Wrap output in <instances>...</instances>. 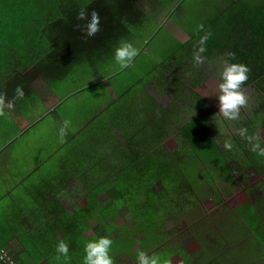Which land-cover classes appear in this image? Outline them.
I'll use <instances>...</instances> for the list:
<instances>
[{
  "label": "trees",
  "instance_id": "1",
  "mask_svg": "<svg viewBox=\"0 0 264 264\" xmlns=\"http://www.w3.org/2000/svg\"><path fill=\"white\" fill-rule=\"evenodd\" d=\"M138 1H52L61 7L65 6L63 14L52 16L55 41L52 48L53 58L48 64L52 76L54 78L61 76L60 72L65 71V65H76L80 61L92 64V59H96L95 54L98 56L107 51L106 47L77 41L78 38L86 37L83 28L76 27L77 24L85 23L77 19L79 12L77 7H87L89 13L95 9L99 10L102 19L101 27L102 24H106L104 31L110 32V40L117 41L124 35L122 34L123 29L125 30L124 17L128 16L136 22L141 14L144 15L137 6ZM149 1L152 3V0ZM235 3L233 0L232 5L235 6ZM99 7L105 9L100 11L102 8ZM108 8H110L108 15L104 16L103 11L106 13ZM252 9V5H245L244 9H240V12L243 11L244 14L242 18L224 17V23L216 29L215 20L219 19L220 14L214 19L213 17L205 19V28L209 25L213 30L209 32L211 36L206 42L207 50L204 54H211L212 50L217 54L226 53L225 58L230 63H243L251 69L250 79L245 85L254 84L261 93L260 100L258 107L240 124L239 128L247 127L249 134H256L255 120H260L264 114V7L257 5V9L254 11ZM101 33L102 31L94 37L86 38L96 39ZM187 44L184 46L187 47ZM228 53H235V59H231ZM157 68L158 64H154L149 72L157 73ZM148 79L150 77L147 76ZM158 79L165 83L168 77L165 80L164 77ZM178 84L183 88V81H178ZM193 97L197 103L206 105L205 100L195 92ZM199 104H196L198 110L201 108ZM165 112H157L162 115H159L160 119ZM176 128L185 142L181 152L177 149L180 158L176 156L168 159L170 154L161 149V142H148L145 139L142 142L132 140L136 134L142 133L141 131L134 133V130L128 131L130 135L126 133L121 136L126 141L115 139L113 143L110 142L106 148L102 149L101 159L95 160V158L91 163L87 156H82L83 164L91 163L95 169L87 168V171L80 173L77 171L76 174H68V176L72 177L69 179L75 178L82 186L81 190L85 197L83 204H76L72 209L61 205L58 200L59 188L63 190L62 186L67 182L61 181L52 193V200H55L57 204L52 203L51 200L46 203L45 213L36 211L38 216L31 219L29 227L36 231V237L30 239L23 235L20 238L27 244L26 249L34 260L40 261L36 264H81V262L84 264L86 243L102 236H107L114 241L110 254L115 264L118 259H122L126 264H137L138 250L145 251L149 255L158 254L162 262L167 260L170 264H173L174 257L181 258L184 264H259L258 260H262L264 264L262 228L264 218L255 200L249 199L233 211L226 210L225 213L223 211L219 214L220 216L217 214L211 219L206 214L198 217L193 213L199 207L197 198L199 193L197 195L195 190L198 192L200 185H207L219 196L222 190L219 191L215 187L216 181L223 178L229 182L238 183L240 179L234 175L235 169L241 165L246 169L257 170L258 166L264 164V157L250 151V144L236 135L239 128L230 136L235 147L232 151L225 150L203 116H193ZM69 137L71 136L68 135ZM261 143L263 146L262 140ZM190 163L195 166L196 173L198 172L202 177L199 186L190 180L189 167H192ZM185 177L187 182L183 186L182 178ZM84 179H87V182ZM156 183L161 184L159 191L153 189ZM181 186L184 188L182 189ZM253 190L255 189L252 187L248 189L249 193ZM206 192L208 193V189ZM103 193H111L112 198L107 205H103L98 198ZM189 198L193 201H189ZM162 202L166 203L164 207ZM49 208L50 213H47ZM20 213H18L19 216H21ZM174 215L186 221L187 230L184 233L163 228L166 220L170 221ZM125 216H129L128 220L116 224ZM13 223V228L19 226V230L24 232L28 229L26 223L17 225L14 219L9 223L4 220L2 224L0 223V228L7 229L6 226L9 227ZM108 223L112 225L111 230H106ZM193 233L198 248L190 250L182 246L180 239H182L181 236ZM2 238H5L3 232L0 234V242ZM156 238H159L160 242L154 249L147 252L146 246L149 243H155ZM210 239L211 241H208ZM61 240L69 245L70 260L66 261L63 256L59 260L56 259L58 255L56 247ZM220 244L225 245L226 249L221 250ZM7 246L6 243L0 246V255L2 253L10 255L13 252ZM13 260L21 264L17 257ZM0 264H5L2 259Z\"/></svg>",
  "mask_w": 264,
  "mask_h": 264
},
{
  "label": "rangeland",
  "instance_id": "2",
  "mask_svg": "<svg viewBox=\"0 0 264 264\" xmlns=\"http://www.w3.org/2000/svg\"><path fill=\"white\" fill-rule=\"evenodd\" d=\"M158 1L162 3V5H158L159 8L153 4H150L151 1L149 0L148 3L147 1L145 2L142 0V9L149 13V17L154 18L155 22H160L163 26H157L155 27L154 31H148L146 35V44H143L145 35L141 29H136L137 27H135L132 35L127 34V40L131 41L138 49L140 46L144 45L143 49H139V55L136 57L131 67L124 69L123 71H118L119 65H117L114 60V50L109 53V56L111 57L108 58L107 63H100L102 62L101 60L96 65L95 63L91 65L84 64L83 67L75 71V78L78 81H74L71 78L62 82L61 85H68L69 88H71L76 84L82 88L83 85H86L88 82V77L90 74L86 72H88V68L91 67H96L97 70H103L104 68V70H108V73L113 71L114 73L117 72L116 74L113 73L115 77L108 81L111 86L116 85L117 87H121L124 84L128 85V83H131L133 79L136 78L137 72L143 77L144 73L149 72L156 60L157 62L162 61L164 59L163 57L173 52V50H176L178 45L177 37H180V39L183 41L187 39L189 40L187 45H190L189 52L192 51L193 54V52L196 50V47L198 46L200 36L206 35L207 32L209 33L213 30L209 25H206L207 28H205V19L212 17L214 19V17H217V15L220 14L219 19L215 20L216 29L219 27V25L221 26V24L224 23V17L230 19L239 16V18H242L244 14L243 11L240 12V9H244L245 5H252V11L257 9V5L261 6L262 8L264 7V0H240L234 4L235 6L232 5L233 0ZM153 3L155 4V2ZM138 4L139 1L137 2V6ZM176 5L178 6L175 8ZM226 5H230V7H225ZM163 6H167L168 9ZM167 11H172V15H169ZM222 17L223 19H221ZM201 24L204 26L203 30L199 32V35H197L198 26ZM132 26L134 28V24ZM169 26H174L173 31L172 29H169L171 28ZM170 30L173 33H171ZM178 49H180L182 52L185 51L184 48ZM225 54H217L214 53L213 50L211 54H203L206 57V62L201 67L193 66V68L190 69L189 73L194 76L192 79L183 80L184 93L182 92V94H179V92H175L173 89L163 85L161 81H157L160 84L154 81L151 83L150 90H152L155 97L149 96L144 98L142 93L144 91L145 79H143L141 82L138 80L137 82L135 80L132 84V90H130L131 98L130 94L128 93L124 98L119 97V103L108 101V116H112L116 111L118 113V110L122 107L121 114H118L119 118L116 115H113L112 118L102 121L101 124L89 123L88 128L86 129L83 128L82 125L87 124L84 122L85 116L83 113V107L79 105L78 108L77 105L81 103V101L92 102L95 98L98 99L96 100L97 105L94 106H98V104H101L103 100L106 101V83L100 84V86L97 87L96 92L99 90L102 91H100V96L97 94V97L93 98L91 95L93 89H90L87 90L88 92H79L77 97L69 98L68 101L59 108L60 113L63 107H68L64 109L61 114L65 116V119L71 120V126L68 129L67 134L64 136V138H66L68 134L71 136L68 138V143H62L63 139L61 140L59 134L60 126L57 128L54 123L55 114H53L52 120L47 117H51L50 115L43 117L38 121L36 127L33 128L34 131H31L30 133V137L35 134L34 140L36 142H34V140L30 142L29 139L24 141L19 137L18 140L12 144V146L0 154V190L10 185L14 180H26L24 181L23 185L24 192L26 191L27 194L32 197L39 196L45 200L48 195H51L54 192L57 184H59L61 181H67V185L58 197L61 205H63L64 208L72 209V207L76 204H83L85 197L83 196L81 190L82 186L75 178L69 179L72 177H69L68 174H76L77 171L79 173L81 171H87V168L95 169L91 166V163L95 158V160L102 158V149L106 148L110 142L113 143L115 139H119L123 142L126 141L124 137L115 135L120 128H123L122 125L124 126V124L128 123V115L133 117L132 127L130 129L134 130V133L136 131L142 132L141 134L139 133V135L136 134L132 140H138L141 142L144 139L148 140V142L163 141V143H160V147L161 149L163 148L166 153L170 154L168 159L178 156V150L181 152V149L185 143L182 137H180L178 128L176 127L179 126L180 123L182 124L186 122V120L191 119L193 116H203L204 120H206L207 124H209L211 127L212 133L222 144H224L225 138H229L234 133L233 131L239 128L240 124L246 118L250 117L253 110L258 107L261 94L254 84L249 83L245 85L244 88L246 89L247 94L250 96V107L241 110L240 120H224L222 115L219 114V100L217 96L219 94L218 85L221 82L220 73L223 70V62L227 60V58H225ZM177 56L178 55L172 54V56H169L164 63L169 67L170 65H173L170 68L174 72L179 70L177 69L179 66H177V62L173 61L177 58ZM191 64H193V61L192 63H187L186 66L183 64V66L187 67ZM158 68L160 69L161 65H159ZM157 75L158 72L155 73V71L147 73L148 77H155ZM175 76L176 78L180 77L178 75ZM195 78L197 79L195 80ZM176 80L177 79H175V81ZM186 82H188L187 86H185ZM194 92L198 94L201 99L205 100L206 105L199 104L197 101H195V98L193 97ZM88 95L90 96L88 97ZM156 97L160 99V102H162L164 108H168L169 106L172 108V110H167L165 112L161 120L159 119V115L161 114L157 112L153 113V110L151 109L152 105L155 103ZM88 102L84 104V107H89ZM196 104H199L198 106L201 107L199 110L196 108ZM139 120L144 122H139ZM154 121L157 123V125L155 124L156 126L152 124ZM255 123L256 133H259L264 146V114L260 120L256 119ZM93 132H96L94 137L90 136V134ZM87 138L91 141H89ZM79 141L81 142L79 143ZM13 153L20 154V156L16 157ZM37 153L39 156H36ZM33 154L35 159H42L44 156L48 157L46 168L49 170L40 172L37 176L31 177L32 179H27L25 178V171L23 170L31 167L32 164H34L32 158ZM159 154H161V152H159ZM82 156H87V158L91 160V163L87 165V162H85L84 165L81 158ZM178 158H180V156H178ZM55 161H57V165H54ZM190 165L193 167H189L191 172L190 180L194 181L195 184L199 186V184L202 182V177L198 174V172L196 173L195 166L192 163H190ZM209 168L213 169L211 166H209ZM234 175L240 179L238 183L229 182L223 178L216 181L215 187L219 191L222 190V193H220L219 196L213 193L207 185H200L198 192L195 190L196 194L198 195L199 193V196H201H197L199 200V207L196 208V212L193 210L195 216L197 215L199 217V215L206 214L207 217L211 219L217 214V216H220L219 214H221L223 211L224 213L226 210L233 211L234 209L243 205L245 201L253 199L255 200L254 202L258 204L256 206L261 209V214L264 218V164L258 166L257 170L246 169L240 165L235 169ZM182 179V185L184 186L186 185L187 180L186 177ZM84 181L87 182V179H84ZM183 186H181L182 189L184 188ZM249 187H252L255 190L249 193ZM160 188V183L153 185V189L155 191H159ZM207 189L208 193L206 192ZM14 195L15 192H13L12 196ZM98 198L101 200L103 205H107L111 201L112 197L111 193H103ZM188 200L193 201L191 198ZM51 202L57 204L55 200H52ZM9 204L7 200H0V223L4 220L9 223L10 220L7 218L9 217V219H11L15 211H28V209H17L10 207ZM145 204L147 206L149 205V203ZM165 204L166 203L162 202V207H164ZM6 206L8 207L7 211L4 210ZM50 210L51 209L49 208L47 213H50ZM128 217L129 216L120 218L116 224L125 222L128 220ZM13 225L14 223L12 224V227ZM163 228L172 232L175 230L180 233H184L187 230V223L185 220L179 219L174 215V218L170 221L166 220ZM262 228L264 231V221ZM111 229L112 225L108 223L106 230ZM181 238L182 239H180V241L182 246L189 248L190 250L193 248H198L194 233L187 234L184 237L181 236ZM155 240V243H149L146 246L145 249L147 252L154 249V247H156L160 242L159 238H156ZM208 241H211V239ZM220 249L225 250V245L220 244ZM10 255L13 258L17 257L15 254H13V252ZM258 262L259 264H263L262 260H258ZM172 263L184 264L183 260L179 257H174L172 259ZM117 264L126 263L122 259H118Z\"/></svg>",
  "mask_w": 264,
  "mask_h": 264
},
{
  "label": "crops",
  "instance_id": "3",
  "mask_svg": "<svg viewBox=\"0 0 264 264\" xmlns=\"http://www.w3.org/2000/svg\"><path fill=\"white\" fill-rule=\"evenodd\" d=\"M52 1L57 0H0V92H7V96L9 99L13 97L17 85L23 86L25 92V98L22 100H17L15 102V110L11 113V116L8 118L0 117V154H2L6 149L12 146V144H14L19 137L24 141L29 139V141L32 142V140H34L35 134H33V136L31 135L32 137H30L31 131H34L33 128L36 127L38 121L47 115H50L51 117H47L52 120L53 114H55L54 123L57 128H59V126L61 127L63 121L65 120V116L61 114L63 110L68 107H63L60 113L59 108L61 107V105L66 103L69 98L77 97V94L81 91L86 92L87 90L93 89L91 95L94 98L97 97V94L99 95L101 91L99 90L96 92L97 87L100 86V84L106 83V101H100L101 104H98V106H94L97 105L96 100L98 98H95L92 102L87 101L89 104L88 108L84 107V104L87 102L81 101V103H77L78 108L79 105L83 107V113L85 116L84 122L87 124L82 125L83 128L86 129L88 128L89 123L101 124L102 121H106L112 118L113 115H116L119 118L118 114H121L122 107L118 110V113L116 111L113 113L112 116H108V101L119 103V97L124 98L128 93L130 94L131 98L130 90H132V84L135 80L141 82L143 81V79H145L144 91L142 94L144 98H147L149 96L155 97L152 90H150V86L151 83L154 81H161L160 79H158L160 77H164V80L168 77L165 83L161 81L162 84L169 87L170 89H173L175 92H179V94H182V92L184 93V86L183 88H181L180 84H178V81L192 79V77L194 76L189 73L193 64L185 67L187 63H192L193 61L192 51L189 52L190 45H187V47L184 46L186 43H189V40L187 39L183 41L180 39V37H177L178 45L176 50H173V52L163 57L164 59L162 61L157 62L156 60L153 63V65H161V68L156 69V72H158L157 76L150 77V79L148 80L147 72L144 73L143 77L137 72L136 78L133 79L131 83H128V85L124 84L121 87H117L116 85L111 86L108 81L115 77L114 74H116L117 72L114 73L113 71L111 73H108V70H104L103 67V70H97L96 67H91L88 68L89 71L86 72L90 74V76L88 77V82L86 85H83L82 88H80L76 84L71 88H69L68 85H61L62 82L71 78L74 81H78L75 78V71L83 67L84 64H88L84 61H80L79 64L76 65H65V71L60 72L61 76H58L56 78L52 76L50 67L48 65L51 59L53 58L52 48L54 47L53 45L55 41L53 39L55 31L52 16H56L60 13L63 14V10H65V6L61 7L56 3H52ZM59 1L62 2V0ZM143 1H147L148 3V0ZM156 1L158 2V0H152V3L155 2V5L157 6V8H159L158 4L162 5V3L157 4ZM234 1L238 2L240 0ZM138 7L140 8V10L143 11L144 15L141 14L139 20L136 19V22H133L128 16L124 17L125 23H123V26L125 27V30L123 29L124 32L122 31V34L124 35L119 37L117 41L110 40V32L106 30L104 31L106 24H102V33L96 39L86 37L77 39V41L81 43L87 42L96 46L100 45V47L107 48V51H105V53H101L98 56H96V54L94 55L96 59H92V64L95 63L96 65L101 60L102 62L100 63H107L108 58L111 57L109 56V53L115 50V48L118 46V41L121 38L127 40V34L132 35V32L135 30V27H137L136 29H141L143 31L145 35L143 44H146V35L148 31H154L155 27L163 26L160 22H155L154 18L149 17V13L145 12L142 9V0H139ZM163 7L168 9L167 6ZM76 9L78 10L80 9V7H77ZM104 9L102 8L100 9V11ZM109 9L110 8H108L106 13L103 11V13L105 14L104 16L108 15ZM172 11H167V13L171 15ZM133 24L134 28L132 26ZM173 28L174 26L169 29H172L173 31ZM172 31L171 33H173ZM143 48L144 45L140 46L139 49ZM178 48H184L185 51L182 52ZM172 54L178 55L177 58L173 60L177 62V66L179 65L177 67V69H179L177 72H174L170 68L173 65H170L169 67L164 64L166 61L165 59L169 56H172ZM182 63L185 66H183ZM175 75H178L180 77L176 78ZM175 79L177 80L175 81ZM71 82L74 83L73 81ZM187 85L188 82H186L185 86ZM89 96L90 95H88V97ZM159 107L162 109H160ZM151 109L153 110V113L172 110L171 106H169L168 108H164V105L162 104V102H160V99L157 97L155 98V103L152 105ZM132 121L133 117L128 115V123L124 124V126L122 125L123 128H120L118 131L119 133L117 132L115 136H122L126 133L130 135L128 131L131 130L130 128L132 127ZM139 122L144 121L139 120ZM152 124L157 125L155 121L152 122ZM95 134L96 132H93L90 134V136L94 137ZM88 140L91 141L90 139ZM34 142L36 141L34 140ZM62 143H68V136H66V138L63 137ZM161 143H163V141ZM13 154L16 157L20 156V154ZM36 156H39V154L37 153ZM32 158L34 164H32L31 167L23 170L25 171L24 175L27 179H32L31 177L37 176L40 172L49 170L46 168L48 157L44 156L42 159H35V156L33 154ZM54 165H57V161L54 162ZM24 181L14 180L10 185L0 190V200H7L8 204L10 203V207L28 209V211L23 210L22 212L15 211L11 219H9V217L7 218L8 220H10V222H12L14 219L17 225H19L20 223H26L28 229L24 232L19 230V226H17L16 229L13 228L12 225H9V227L6 226L7 229L0 228L1 232L5 234V238L1 239L2 241L0 242V246L6 243L8 245L7 247L11 249V251H13V254L17 256V259L21 264H36L40 261L36 262L34 260V258L31 256V253H28L26 249L27 244L21 241L20 238H22L23 235L30 239L32 237H36V231L33 228H30L29 224L32 222V217H36V211L45 213L46 203L52 200V194L48 195L45 200L40 198L39 196L32 197L27 194L26 191L24 192ZM66 185V183L63 184V190ZM13 192H15L14 196H12ZM59 192L60 194L62 193V190L60 188ZM7 209L8 207L6 206L4 210L7 211ZM18 213H20L21 216H19ZM42 261L44 262V260H41V262Z\"/></svg>",
  "mask_w": 264,
  "mask_h": 264
},
{
  "label": "clouds",
  "instance_id": "4",
  "mask_svg": "<svg viewBox=\"0 0 264 264\" xmlns=\"http://www.w3.org/2000/svg\"><path fill=\"white\" fill-rule=\"evenodd\" d=\"M77 19L84 21L83 25L77 24L76 27L83 28L86 37H94L101 31L102 19L98 11L92 10L89 13L87 7L82 6L77 14ZM203 25H199L197 35L203 30ZM211 33L200 36L198 46L193 52L194 67H201L206 62V57L203 55L206 52V42L210 38ZM139 55V49L134 46L131 41L121 39L114 51V60L119 65L120 71L131 67ZM231 59H235V53H228ZM251 69L243 63H230L228 60L223 62V70L220 73L221 82L218 85V100L219 114L226 121H238L241 119V110L250 107V96L243 87L250 79ZM25 98L23 86L17 85L14 95L11 99L8 98L7 92H0V117L8 118L15 110V102ZM71 126V120L65 119L62 126L59 128L61 140L67 134ZM236 135L246 140L250 144V151L260 157H264V146L261 143L259 133L249 134L247 127H241L237 130ZM223 147L227 151H232L235 147L231 137L225 139ZM114 241L102 236L96 240L86 243L84 252V264H115L113 256L110 254ZM59 260L61 256L64 259L70 260V248L68 243L61 240L56 247ZM137 264H170V261H161L158 254L149 255L145 251L138 250Z\"/></svg>",
  "mask_w": 264,
  "mask_h": 264
},
{
  "label": "built area",
  "instance_id": "5",
  "mask_svg": "<svg viewBox=\"0 0 264 264\" xmlns=\"http://www.w3.org/2000/svg\"><path fill=\"white\" fill-rule=\"evenodd\" d=\"M0 259H2V261L5 263V264H17L15 260H13L14 258L11 256V255H8V254H4L2 253L0 255Z\"/></svg>",
  "mask_w": 264,
  "mask_h": 264
}]
</instances>
